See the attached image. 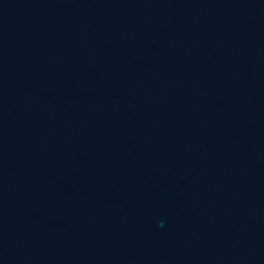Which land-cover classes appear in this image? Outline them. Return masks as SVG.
I'll return each instance as SVG.
<instances>
[{
	"label": "water",
	"instance_id": "obj_1",
	"mask_svg": "<svg viewBox=\"0 0 264 264\" xmlns=\"http://www.w3.org/2000/svg\"><path fill=\"white\" fill-rule=\"evenodd\" d=\"M0 264H264V0H0Z\"/></svg>",
	"mask_w": 264,
	"mask_h": 264
}]
</instances>
